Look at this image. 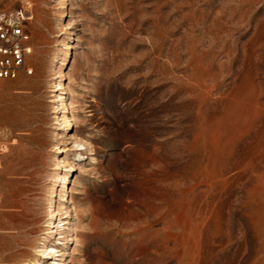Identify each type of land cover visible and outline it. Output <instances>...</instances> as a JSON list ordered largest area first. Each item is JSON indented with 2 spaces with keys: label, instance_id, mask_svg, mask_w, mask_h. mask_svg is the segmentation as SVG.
<instances>
[{
  "label": "rangeland",
  "instance_id": "rangeland-1",
  "mask_svg": "<svg viewBox=\"0 0 264 264\" xmlns=\"http://www.w3.org/2000/svg\"><path fill=\"white\" fill-rule=\"evenodd\" d=\"M0 264H264V0H0Z\"/></svg>",
  "mask_w": 264,
  "mask_h": 264
},
{
  "label": "built area",
  "instance_id": "built-area-1",
  "mask_svg": "<svg viewBox=\"0 0 264 264\" xmlns=\"http://www.w3.org/2000/svg\"><path fill=\"white\" fill-rule=\"evenodd\" d=\"M30 18L24 8L0 11V80L16 78L30 54Z\"/></svg>",
  "mask_w": 264,
  "mask_h": 264
},
{
  "label": "bare ground",
  "instance_id": "bare-ground-1",
  "mask_svg": "<svg viewBox=\"0 0 264 264\" xmlns=\"http://www.w3.org/2000/svg\"><path fill=\"white\" fill-rule=\"evenodd\" d=\"M30 53H31V49H30Z\"/></svg>",
  "mask_w": 264,
  "mask_h": 264
}]
</instances>
